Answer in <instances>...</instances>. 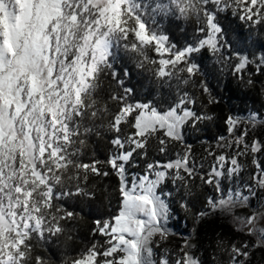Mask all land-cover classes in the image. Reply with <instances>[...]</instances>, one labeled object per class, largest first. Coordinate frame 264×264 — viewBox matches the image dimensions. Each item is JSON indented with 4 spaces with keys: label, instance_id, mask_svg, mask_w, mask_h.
<instances>
[{
    "label": "snow or ice",
    "instance_id": "6c2138e0",
    "mask_svg": "<svg viewBox=\"0 0 264 264\" xmlns=\"http://www.w3.org/2000/svg\"><path fill=\"white\" fill-rule=\"evenodd\" d=\"M229 9L254 25L264 23V0H0V264H45L43 257H33V241L62 233L61 221L75 215L54 202L92 195L79 184L73 191L66 181L80 180L81 172L85 180L89 172L108 175L97 167L100 161L80 159V147L93 132L100 134L97 129L105 127V121L107 129L117 133L111 140L117 151L107 164L120 181V207L110 219L96 222L107 246L101 250L94 244L72 264H170L166 257L159 262L153 258L152 237L167 235L173 211L168 199L172 193L161 186L171 179L187 188L195 174L190 147L174 160L148 163L142 173L130 174L127 166L151 138L158 139L159 152L165 153L169 141L183 142L186 125L194 128L207 117L188 107L194 101L187 92L162 107L137 99L130 85L123 94L110 96L118 105L114 113L99 108L94 97L121 49L136 54L139 67L145 62L156 65L154 76L161 87L187 84L200 71L194 56L201 50L227 60L221 13ZM192 17L200 25L195 30L200 35L183 48L169 43L159 30L161 18L171 22ZM251 63L241 56L234 71ZM261 66L264 58L257 70ZM111 75L123 87L116 73ZM247 119L255 124L259 114L250 113ZM226 122L231 132L238 118L230 116ZM124 125L132 129L126 136L121 135ZM249 148L256 154L264 150V143L253 141L245 145ZM242 154L219 155L208 178L201 177L217 193L208 198L212 210L250 206L256 196L251 184L241 188L222 183L238 174L236 156ZM253 163L257 168L253 181L264 189V163L255 158ZM237 219L248 235H257L253 247H264V227L259 226L264 211ZM185 247L192 245L186 241ZM248 248L247 242L233 245L232 264H243L240 257L247 259ZM175 264L199 261L183 252Z\"/></svg>",
    "mask_w": 264,
    "mask_h": 264
},
{
    "label": "trees",
    "instance_id": "16d2710c",
    "mask_svg": "<svg viewBox=\"0 0 264 264\" xmlns=\"http://www.w3.org/2000/svg\"><path fill=\"white\" fill-rule=\"evenodd\" d=\"M241 14H233L232 9L221 13L224 26L222 42L225 45L222 51L230 54L229 58L222 60L207 50H201L194 56L201 65L200 71L187 84L172 82L171 86L165 84L161 87L154 76L156 65L145 62L143 67H139L140 58L121 49L112 68L101 78L96 91L94 98L97 106L108 109L110 113L118 108L110 96L113 93L123 94L124 88L130 85L134 86L137 99L159 103L162 107H167L174 98L187 92L194 101L188 107L207 117L194 128L186 125L183 142L169 141L165 153L159 152L158 139L151 138L146 149L138 150L140 154H136L127 166L130 174L142 173L148 163L174 160L177 154H183L190 147V160L194 163L195 174L189 179L188 187H183L181 181L174 185L171 179L161 186L164 192L172 193L168 199L173 211L166 224L167 235L162 238L155 234L152 237L153 258L157 262L166 257L170 264H175L178 258L183 257V252H190L199 264H232L231 247H239L247 242L249 256L247 259L240 257L243 264H264V247H253L257 244V235H248L247 230L236 222L237 215L243 213L247 217L251 216L264 204V189L256 187L252 178L257 173L253 160L255 158L264 163V150L253 154L250 148L245 149V145L250 146L253 141L264 143V66L257 70L260 59L264 58V23L254 25L240 19ZM199 26L195 17L189 20L173 19L171 22L169 18H161L159 30L168 37L169 43L183 48L200 35L195 31ZM149 55L155 58L154 53ZM241 56L249 57L253 63L236 73L234 66L239 63ZM112 72L123 82V87L112 77ZM250 113L259 114L255 124L247 119ZM230 116L238 118L231 132L226 122ZM122 127L121 135L132 132L127 125ZM97 131L100 134L93 132L80 147V159L84 162L100 161L97 167L102 172H108V175L89 172L85 180L81 172L80 180L66 181L73 191L75 185L79 184L92 195L66 196L54 202L57 206L65 205L66 210L75 215L61 221L64 228L62 233L46 240L33 241V257H43L45 264H72L74 259L94 244L101 250L107 246V238L98 233L96 222L110 219L120 207V181L107 164L109 157L117 151L111 143L117 133L107 129L106 121L105 127H98ZM244 133L246 135L242 136ZM241 136V141L236 143L237 137ZM238 151L244 153L236 156L240 170L232 180L223 179L222 183L225 187L241 188L251 184L256 189V196L250 199V206H237L231 212L214 211L208 206V198L217 196V193L201 177L208 178L216 164V157L225 155L231 158ZM182 203H186L187 207H181ZM186 241L192 245L191 248L185 247Z\"/></svg>",
    "mask_w": 264,
    "mask_h": 264
},
{
    "label": "rangeland",
    "instance_id": "374dc122",
    "mask_svg": "<svg viewBox=\"0 0 264 264\" xmlns=\"http://www.w3.org/2000/svg\"><path fill=\"white\" fill-rule=\"evenodd\" d=\"M226 166H228V167L231 166V165H230V160H228V163H227ZM259 210H260V211H264V208H260ZM246 217H247V216L243 215V213L237 215V217H236V222L239 224L240 227H242V228H244V229H246V228L240 223V220L237 219V218H246ZM259 226H260V227H264V221H261ZM246 230H247V229H246Z\"/></svg>",
    "mask_w": 264,
    "mask_h": 264
}]
</instances>
